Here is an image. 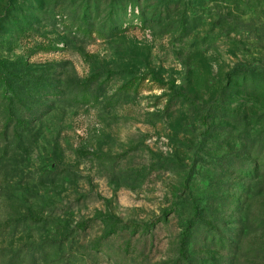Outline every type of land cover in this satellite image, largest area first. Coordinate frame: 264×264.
Listing matches in <instances>:
<instances>
[{"label":"rangeland","instance_id":"obj_1","mask_svg":"<svg viewBox=\"0 0 264 264\" xmlns=\"http://www.w3.org/2000/svg\"><path fill=\"white\" fill-rule=\"evenodd\" d=\"M0 264H264V0H0Z\"/></svg>","mask_w":264,"mask_h":264},{"label":"trees","instance_id":"obj_2","mask_svg":"<svg viewBox=\"0 0 264 264\" xmlns=\"http://www.w3.org/2000/svg\"><path fill=\"white\" fill-rule=\"evenodd\" d=\"M161 84V86H163V84L162 83H160ZM161 88V87H160ZM172 90H174V89H172ZM174 92H175V96H178V97H180L182 94L179 92V91H175L174 90ZM120 229L121 228H117L116 230V233H118L119 231H120ZM124 229H122V231H123Z\"/></svg>","mask_w":264,"mask_h":264}]
</instances>
